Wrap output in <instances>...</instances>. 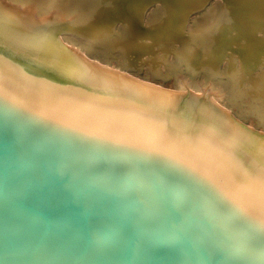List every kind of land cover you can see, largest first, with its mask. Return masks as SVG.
Instances as JSON below:
<instances>
[{"label": "water", "instance_id": "obj_1", "mask_svg": "<svg viewBox=\"0 0 264 264\" xmlns=\"http://www.w3.org/2000/svg\"><path fill=\"white\" fill-rule=\"evenodd\" d=\"M0 264H264V138L0 14Z\"/></svg>", "mask_w": 264, "mask_h": 264}, {"label": "bare ground", "instance_id": "obj_2", "mask_svg": "<svg viewBox=\"0 0 264 264\" xmlns=\"http://www.w3.org/2000/svg\"><path fill=\"white\" fill-rule=\"evenodd\" d=\"M154 1L162 4L158 8L163 11V16L155 21L152 19H148L147 22L141 21V13L144 14L145 7ZM222 1L223 9L220 10L217 18L210 20L204 26L205 39L208 41L204 45L199 42L192 43V36L189 33V26L198 20V18H190L191 12L202 5L201 0H132L130 9L126 11L124 8L125 11L121 12L119 6L111 7L106 0H0V14L67 54L130 75H132L130 72L110 61H99L83 53L79 48L80 44L95 42L106 31L108 25L121 18L124 24L121 36L128 39L131 60L133 57H142L143 53L152 47L153 42L138 40L139 36L158 39L160 46H172L179 57L187 58L191 63H201L205 59L219 60L226 51L233 48L240 55L252 53L255 57L264 56V20H252L243 2ZM114 10L117 16H112ZM157 85L161 86V84ZM168 89L192 98L264 138V130L238 120L221 103L216 97V87L210 82L200 80L196 85H186L182 90H174L171 87Z\"/></svg>", "mask_w": 264, "mask_h": 264}, {"label": "rangeland", "instance_id": "obj_3", "mask_svg": "<svg viewBox=\"0 0 264 264\" xmlns=\"http://www.w3.org/2000/svg\"><path fill=\"white\" fill-rule=\"evenodd\" d=\"M205 1L201 0L202 5L191 12L190 18H198V20L189 26L192 43L199 42L203 45L208 43L205 39L204 26L210 20L217 18L220 10L223 9L222 0ZM234 1L243 2L252 20H264V0ZM106 2L111 7L119 6L120 12L124 8L127 11L132 4V0H106ZM159 5L162 4L154 1L146 6L140 20L147 22L148 19L154 21L160 19L164 13L162 14L163 11L158 8ZM115 14H117L116 10L112 16H117ZM122 25H124L122 19H117L107 26L106 31L95 42L80 44V50L99 61H110L141 79L148 78V81L174 90H182L186 85H196L200 80L208 81L216 87V97L238 120L264 130V56L255 57L252 53L240 55L233 48L226 51L219 60L205 59L201 63H191L187 58L179 57L172 46H160L158 39L139 36L138 40L153 42L152 47L143 53L142 57H131V60L128 39L121 36ZM187 46L191 47V45Z\"/></svg>", "mask_w": 264, "mask_h": 264}]
</instances>
